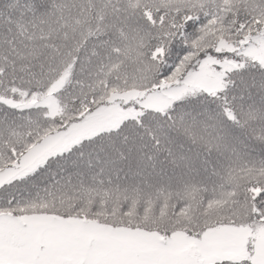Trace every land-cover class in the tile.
Instances as JSON below:
<instances>
[{"label":"snow or ice","instance_id":"6c2138e0","mask_svg":"<svg viewBox=\"0 0 264 264\" xmlns=\"http://www.w3.org/2000/svg\"><path fill=\"white\" fill-rule=\"evenodd\" d=\"M0 264H264V0H0Z\"/></svg>","mask_w":264,"mask_h":264}]
</instances>
